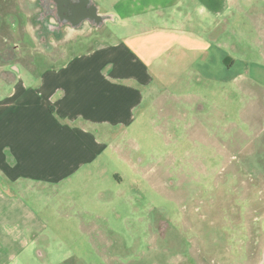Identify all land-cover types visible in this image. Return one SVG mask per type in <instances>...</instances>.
Segmentation results:
<instances>
[{
  "label": "rangeland",
  "instance_id": "374dc122",
  "mask_svg": "<svg viewBox=\"0 0 264 264\" xmlns=\"http://www.w3.org/2000/svg\"><path fill=\"white\" fill-rule=\"evenodd\" d=\"M8 1L0 0V11L10 9L18 21L16 1ZM95 2L102 11L122 5ZM241 2L213 33H223L224 71L190 78L182 86L190 97L158 92L136 121L106 133L109 146L90 163L56 184H37L35 209L47 228L29 238L34 250L23 264H235L242 247L257 254L264 240V0ZM21 16L18 27L31 30ZM23 30L15 40L25 45L14 51L29 53L18 62L33 60L43 71L41 49ZM7 48L0 47L3 56ZM243 230L251 237H240Z\"/></svg>",
  "mask_w": 264,
  "mask_h": 264
},
{
  "label": "crops",
  "instance_id": "0c3cea01",
  "mask_svg": "<svg viewBox=\"0 0 264 264\" xmlns=\"http://www.w3.org/2000/svg\"><path fill=\"white\" fill-rule=\"evenodd\" d=\"M233 9H243L241 0H122L117 11L98 7L110 18L52 40L60 51H40L43 71L27 58L19 64L29 52L6 53V60L0 49V264H23L34 250L29 238L44 235L37 184H56L90 163L109 146L106 133L136 121L146 102H158V92L190 97L182 89L190 78L226 69L223 33H213ZM12 13L0 11V47L16 50L25 45L15 40L21 29H32L18 27ZM248 236L243 230L240 237ZM247 248L235 264H264V240L257 254Z\"/></svg>",
  "mask_w": 264,
  "mask_h": 264
},
{
  "label": "flooded vegetation",
  "instance_id": "af4514ba",
  "mask_svg": "<svg viewBox=\"0 0 264 264\" xmlns=\"http://www.w3.org/2000/svg\"><path fill=\"white\" fill-rule=\"evenodd\" d=\"M19 19L26 14L32 30L28 33L41 50L58 53L52 40L65 39L71 32L92 26L101 27L110 15H100L93 0H15ZM21 22V21H20ZM13 49V50H12ZM11 47L13 56L18 52ZM10 53V50L7 52Z\"/></svg>",
  "mask_w": 264,
  "mask_h": 264
}]
</instances>
